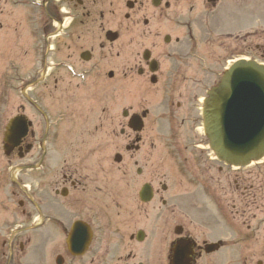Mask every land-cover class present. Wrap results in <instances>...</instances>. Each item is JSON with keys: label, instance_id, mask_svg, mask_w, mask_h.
I'll use <instances>...</instances> for the list:
<instances>
[{"label": "flooded vegetation", "instance_id": "obj_1", "mask_svg": "<svg viewBox=\"0 0 264 264\" xmlns=\"http://www.w3.org/2000/svg\"><path fill=\"white\" fill-rule=\"evenodd\" d=\"M263 20L264 0H0V264H246L264 160L219 159L205 111L231 51L264 58Z\"/></svg>", "mask_w": 264, "mask_h": 264}, {"label": "water", "instance_id": "obj_2", "mask_svg": "<svg viewBox=\"0 0 264 264\" xmlns=\"http://www.w3.org/2000/svg\"><path fill=\"white\" fill-rule=\"evenodd\" d=\"M209 135L218 155L243 164L264 155V66L239 60L213 89Z\"/></svg>", "mask_w": 264, "mask_h": 264}, {"label": "rangeland", "instance_id": "obj_3", "mask_svg": "<svg viewBox=\"0 0 264 264\" xmlns=\"http://www.w3.org/2000/svg\"><path fill=\"white\" fill-rule=\"evenodd\" d=\"M255 5L254 2L253 3H247V6L243 9L244 12H246V15H244V20L246 22V30L247 32H251L254 30L255 28V23H254V11H255ZM246 16V17H245ZM231 20V19H229ZM228 19H220V21L223 23L224 26H228ZM264 21V20H263ZM254 42H255V38L254 37H250L247 43V48L246 50L243 52V54H241V57H246V58H252V59H257L259 61H262L264 63V58L263 59H259L258 58V54L255 51L254 48ZM235 55L233 53V51H231V59H234ZM237 57V56H236ZM106 150H104L103 154L106 156H110V146H107V148H105ZM126 183V179L121 178V175L118 174L117 177V186L118 189L121 187H124ZM120 192H122L119 189ZM200 201V200H199ZM156 202H158V200H156ZM204 204H206L208 206L210 200L207 199V197L204 198L203 200ZM264 211V210H263ZM196 221L198 222V233L201 234V232H205V234L207 235H213L211 236V238L213 240L218 239L219 238V234L222 235L224 232L221 230L222 229V224H221V228L216 224L212 225V220L210 219L208 212L207 211H203V212H198L197 216H195ZM208 219V220H207ZM262 219H264V212L262 214ZM263 221V220H262ZM210 222V224H209ZM140 226H125V229H128L126 233H130L133 232L135 229L139 228ZM228 228V226H226ZM159 229H164V227L159 226L157 224H151L150 226V232L151 235L154 236L156 234H159ZM229 229V228H228ZM263 233L264 234V222L262 223V227L260 228V232L258 233L259 236L260 234ZM257 237L256 241H252L249 243V248L248 251H250V253H248V257L246 259V264H256L257 261L262 260L263 264H264V236L262 237ZM259 251H263V255L261 256H256V253ZM256 256V257H255Z\"/></svg>", "mask_w": 264, "mask_h": 264}]
</instances>
